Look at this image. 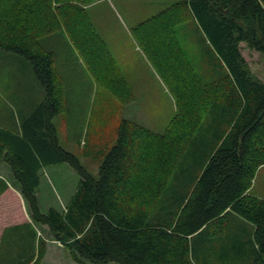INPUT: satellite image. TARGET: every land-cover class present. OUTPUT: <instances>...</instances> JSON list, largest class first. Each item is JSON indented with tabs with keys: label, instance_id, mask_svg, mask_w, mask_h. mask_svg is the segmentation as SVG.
Here are the masks:
<instances>
[{
	"label": "trees",
	"instance_id": "trees-1",
	"mask_svg": "<svg viewBox=\"0 0 264 264\" xmlns=\"http://www.w3.org/2000/svg\"><path fill=\"white\" fill-rule=\"evenodd\" d=\"M94 1L0 0V50L25 62L46 94L22 135L0 130V155L33 223L79 264H198L196 249L213 241L221 247L229 241L228 254L248 243L253 264H264V199L250 193L264 166V80L243 54L245 47L264 62V0H183L151 20L147 47L171 87L177 115L163 134L122 119L116 144L102 151L97 179L60 145L52 121L63 111L64 89L45 44L64 32L97 82L123 103L132 100L85 8ZM184 17L199 19L226 74L207 81L182 61L173 34ZM60 163L81 180L66 211L42 212L40 171ZM6 189L0 187V196ZM18 214L10 199L0 221ZM234 216L254 227L253 237Z\"/></svg>",
	"mask_w": 264,
	"mask_h": 264
},
{
	"label": "rangeland",
	"instance_id": "rangeland-1",
	"mask_svg": "<svg viewBox=\"0 0 264 264\" xmlns=\"http://www.w3.org/2000/svg\"><path fill=\"white\" fill-rule=\"evenodd\" d=\"M182 1L97 0L86 4L90 20L105 42L109 57L130 87L133 98L128 103H123L109 88L97 82L67 34L62 32L46 39L45 44L48 43L49 50L54 52V69L64 89L63 111L53 120L58 129L60 145L76 155L96 179L99 178V169L104 160L102 151L107 148L110 150L116 144L122 119L133 120L163 134L177 115V104L171 87L166 83L162 70L152 60V50L147 47L149 38L145 36L148 35L147 27H155L150 23L153 18ZM155 36L159 42L161 36ZM173 37L183 50L182 61L193 65L203 79L212 81L219 73L226 74L227 68L211 45L199 19L184 17L175 27ZM243 54L255 75L264 80V62L260 55L245 47ZM0 66L9 79L8 84L0 82V107L3 110L5 107L11 108L15 119L20 122L24 109H32L39 101L42 103L45 100V90L26 63L0 58ZM23 97L25 99H21ZM3 116L6 123H10L4 111ZM7 167L4 157H0V174L6 178L10 174L4 171ZM44 171L42 183L37 190L41 211L46 212L50 207H55L64 212L78 188L80 175L66 163L47 166ZM9 182L15 185L12 180ZM251 190L252 196L264 199V167L260 168ZM8 234L13 235L14 231ZM39 234L55 241L46 228L41 229ZM240 242H245V239ZM227 244L221 247V243L213 241L203 250L199 248V252L196 249L198 264H253V259L248 257L246 251L248 243L243 245V251H239L241 253L233 250L231 254L226 252L229 247ZM59 245L63 244L50 247L53 250L50 252L51 260L54 256H61V253L69 257V250L58 249ZM56 250L60 251L57 255ZM58 260L60 263L65 261L61 257Z\"/></svg>",
	"mask_w": 264,
	"mask_h": 264
},
{
	"label": "crops",
	"instance_id": "crops-1",
	"mask_svg": "<svg viewBox=\"0 0 264 264\" xmlns=\"http://www.w3.org/2000/svg\"><path fill=\"white\" fill-rule=\"evenodd\" d=\"M4 55H6L7 57H5ZM12 55L13 54L9 52H4L0 50V58H4L5 60H8V58H11V60L17 59L15 58V56ZM19 61L23 62L22 60ZM0 82L5 84L9 83V79L5 76V73H3L1 66ZM21 99H25V97ZM40 103L41 102L39 101V103L35 104L32 109H24L23 118L20 122L15 119L14 112L11 110V108L5 107L3 110L2 107H0V130L14 133L17 135H22L23 126L25 125V123L27 124V122L34 114ZM3 111L5 112V116L10 119V123H6L3 116ZM0 157L2 156L0 155ZM46 167L47 166L43 167L40 171V185L42 183V177L45 173L44 170L46 169ZM4 169V171H7V173L10 174L8 178H6L5 176L3 177V175L0 174V187H5V184L7 185V189L0 196V211H2V206L5 205V202H9L10 199H14L15 203L18 206L19 214L14 215L13 217L8 218L7 220L0 221V264H34L36 259L41 256V251L43 247L45 248V252L39 264H79L72 258L71 253L69 257H66L65 254L61 253V256H54L52 260L50 259V252L53 251L50 250V247L59 243L57 241H50V239L46 238L44 235L39 234V231L41 229H45L46 227H39L33 223L29 207L25 202L20 190L15 185V187L12 186L9 182V180H12L13 178L11 170L9 169V167ZM250 193L252 194V190ZM234 218L237 220V222L242 223V225L245 224L246 228L250 231V236L253 237L254 227L250 223L236 218L235 216ZM9 231H14V234L9 235ZM4 243L6 244V246L4 245ZM60 248L66 249L63 245H59L58 249ZM59 253L60 251L56 250V255ZM60 257L61 260L65 259V261L60 263V261L58 260L60 259ZM69 258L70 260L66 261Z\"/></svg>",
	"mask_w": 264,
	"mask_h": 264
}]
</instances>
